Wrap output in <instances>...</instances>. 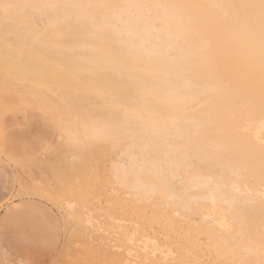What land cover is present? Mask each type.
<instances>
[{
	"label": "bare ground",
	"instance_id": "bare-ground-1",
	"mask_svg": "<svg viewBox=\"0 0 264 264\" xmlns=\"http://www.w3.org/2000/svg\"><path fill=\"white\" fill-rule=\"evenodd\" d=\"M127 2L129 0H0V5ZM144 2L189 6L184 10L183 25L173 21L166 32L160 33L159 40L165 48L171 46L165 57L144 68L146 74H154L164 87L188 89V106L175 105L169 114L168 130L149 143L143 155L137 153L134 162L129 158V149L133 147L131 139L97 146L83 158L66 154L59 168L54 155L41 154L40 159L33 162L29 156H14L0 148V160L21 168V174L15 178V195L21 197L23 181L31 186L27 198L39 199L59 216L65 240L59 259L57 257L52 264H234L245 260L260 264L264 259L261 250L264 152L259 146L264 142V118L259 79L252 77L243 36H237L231 47L218 38L221 24L232 12L220 5L258 3V0ZM75 14L71 9L48 10L43 13L42 23L36 22L42 16L39 9L22 8L14 15L15 23L23 26L11 34L8 41L19 46L15 49L17 59L21 52L28 56L35 53L34 48L23 47L26 40L53 49L50 57L42 59L37 71L5 62L6 40L0 27V97L17 89L45 96L56 110L57 141L61 131L66 138L86 136L92 125L91 113L102 106V101L76 96L72 70L56 58L67 55V51L59 49L54 33L45 35L46 31L51 32L49 15L55 24H63ZM29 16L34 18L29 19ZM190 45L200 51L199 57L189 56ZM192 84L200 86L198 91L205 99L192 96ZM253 91L254 102L250 98ZM171 119L180 120V127L171 125ZM180 147L185 149V155L195 158V166L177 170L169 191L159 177V161L166 153ZM132 163L134 168L130 166ZM114 166L121 173L128 168L132 173L130 183L138 175L153 194L144 200H130L131 193L122 192L115 179ZM92 167L99 172L96 177L89 175ZM61 171L70 172L73 180L90 184L93 198L73 217L66 215L57 203L69 179L61 176ZM195 176H212L218 187L200 188L194 192V197L189 194L191 210L185 212L176 206L175 197L181 196L184 185ZM4 253L0 247V260L4 259Z\"/></svg>",
	"mask_w": 264,
	"mask_h": 264
},
{
	"label": "snow or ice",
	"instance_id": "snow-or-ice-1",
	"mask_svg": "<svg viewBox=\"0 0 264 264\" xmlns=\"http://www.w3.org/2000/svg\"><path fill=\"white\" fill-rule=\"evenodd\" d=\"M187 5L159 2L149 3L144 0H129L127 3H74V4H39L17 5L4 3L0 5L3 14L0 15L5 40V62H13L28 71H37L41 68V61L50 57L53 51L47 45L37 46L33 42L25 41L24 48H34L33 56L24 52L19 54L15 49L19 47L12 42L8 44L11 34L23 27L14 21V15L23 9H39L42 16L37 23L43 22V13L55 9H71L76 13L68 17L63 24H55L49 15L48 23L60 50H66L67 55L56 58L60 64L72 70L75 78L74 88L76 96H87L89 99L102 101V106L91 113L92 125L84 137L66 138L61 131L60 139L56 135L45 145L41 152L31 154L29 159L37 161L41 154L54 155L56 167L59 168L66 154H74L81 158L86 157L97 146L106 143L133 141L129 149L130 160L135 161L136 154L143 155L147 145L157 137L163 136L169 128L170 112L177 103L188 106V89L164 87L154 74H146L144 68L154 60L165 57L166 50L159 40L161 32L167 31V26L173 21L184 24V10ZM219 7L231 9L229 19L221 24L218 38L228 47L234 46L236 37L242 35L248 54V63L252 67V77L259 79V98L264 118V0L258 3H242L220 5ZM29 19L34 17L29 16ZM165 25L158 28L157 25ZM183 34V33H181ZM173 39L170 35L169 40ZM155 41V42H154ZM201 55L196 48L189 46V56L197 58ZM198 84L190 86L192 96L198 100L205 99L198 91ZM254 102L255 92L250 93ZM171 125L180 127L181 121L171 119ZM264 128V124H262ZM7 127L4 128V142L10 139ZM23 139V138H21ZM264 152V142L260 144ZM126 163L128 161L126 160ZM131 167H135L132 163ZM159 177L169 191L172 190L175 172L180 168L195 166V158L185 155L183 147L166 153L159 161ZM115 179L121 191L131 193L129 199L144 200L153 194L152 190L136 179L130 183L132 175L125 168L121 173L114 166ZM61 176H68L62 190V199L57 200L61 209L69 217H73L83 204L88 203L93 197L90 194V184L84 180H73L71 173L61 171ZM90 177L99 175L98 170L92 167ZM104 175H107L106 173ZM223 177L222 168L220 178ZM21 198L31 191V186L21 182ZM195 186V187H194ZM212 176H195L184 185L181 196L175 197L177 207H182L185 212L190 211V195L200 188L215 189ZM67 201V204H65ZM264 204V201H262ZM58 227V225H55ZM264 251V240L261 242ZM243 251L248 252V249ZM0 264H37L25 250L16 254L4 253ZM234 264H251L249 261H237ZM264 264V259L260 261Z\"/></svg>",
	"mask_w": 264,
	"mask_h": 264
},
{
	"label": "rangeland",
	"instance_id": "rangeland-1",
	"mask_svg": "<svg viewBox=\"0 0 264 264\" xmlns=\"http://www.w3.org/2000/svg\"><path fill=\"white\" fill-rule=\"evenodd\" d=\"M5 126L11 134L7 144L3 139ZM57 128L56 110L45 96L17 89L0 97L2 151L19 157L40 153L41 146L56 135ZM14 167L0 160V241L10 254L19 253L26 246L37 264H52L59 259L65 240L59 216L60 226L53 211L39 199L15 195V178L21 168Z\"/></svg>",
	"mask_w": 264,
	"mask_h": 264
},
{
	"label": "crops",
	"instance_id": "crops-1",
	"mask_svg": "<svg viewBox=\"0 0 264 264\" xmlns=\"http://www.w3.org/2000/svg\"><path fill=\"white\" fill-rule=\"evenodd\" d=\"M41 202H42V201H41ZM43 203H44V202H43ZM44 204H45V203H44ZM45 205L47 206V208H49L51 211H53L54 216H55V219H56L57 223H58L59 226H60L59 219H58V216H57L55 210L52 209V208H51L50 206H48L47 204H45ZM0 247L2 248V250H3L4 252H8V250L2 245L1 241H0Z\"/></svg>",
	"mask_w": 264,
	"mask_h": 264
}]
</instances>
